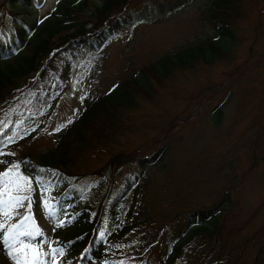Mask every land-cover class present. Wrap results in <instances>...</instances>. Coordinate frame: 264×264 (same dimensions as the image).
I'll return each mask as SVG.
<instances>
[{
    "label": "rangeland",
    "instance_id": "374dc122",
    "mask_svg": "<svg viewBox=\"0 0 264 264\" xmlns=\"http://www.w3.org/2000/svg\"><path fill=\"white\" fill-rule=\"evenodd\" d=\"M58 1L31 0L27 13L20 14L32 23L27 39L54 17L51 11ZM139 1L143 0H129L131 4ZM208 2L192 0L171 15L140 24L131 38L122 34L111 40L94 71H90L87 60L76 56L77 64L71 67L65 86L34 134L0 152V173L18 165L16 160L23 155L34 159L37 153L52 148L63 122L81 107V95L100 94L132 75L141 78L143 64L211 35L205 16ZM239 7L243 12L233 24L234 36L222 58L199 61L173 71L160 82L151 81L148 93H135V107L121 116L104 144L84 148L69 166L82 174L81 182L86 185L95 178L91 171L104 164L110 151L140 154L164 144L161 161L147 168L134 200L127 203L130 219L140 217L144 224L128 235H113L98 255L88 248L72 249L64 258L57 245L49 243L59 240L46 213L53 187L50 177L31 176L18 167L14 172L28 179L30 191L17 192L9 185L12 198L27 197L10 209V218L3 215L4 206L0 205V223L5 224L0 229V264H15V257L9 255L11 249L3 243L4 232L12 224L18 225L13 247L26 245L37 251L38 258L29 255L31 264H112L113 259L124 260L141 249L144 242L142 256L131 258L140 264H160L164 255L163 264H198L200 256L204 262L199 264L251 262L258 248L264 246V0H240ZM12 17L7 5L2 6L0 22L4 29L0 28V35L7 34ZM29 47L28 43L17 47L7 61ZM61 59L55 60L56 69L61 67ZM34 73L21 77L17 88L0 104V128L8 124L11 113L19 112L20 101L43 89L42 80L27 82L33 80ZM217 104L221 114L214 107ZM135 169L136 165L129 163L113 172L114 186L123 173ZM103 190L92 186L87 191L97 199ZM3 193L4 183L0 182V199L14 204V199ZM212 203H217L215 219L220 221L215 231L201 233L199 226L195 233L191 227L185 228L183 210ZM25 217L30 219L25 221ZM138 228H144L143 236H139ZM152 231L156 235L147 238ZM23 232L32 235H19ZM172 242L177 249H169ZM206 244L210 250L207 256ZM53 249L58 252L54 254ZM180 251L183 260L178 259ZM259 257V264H264V251Z\"/></svg>",
    "mask_w": 264,
    "mask_h": 264
},
{
    "label": "trees",
    "instance_id": "16d2710c",
    "mask_svg": "<svg viewBox=\"0 0 264 264\" xmlns=\"http://www.w3.org/2000/svg\"><path fill=\"white\" fill-rule=\"evenodd\" d=\"M191 1L143 0L131 4L129 0H101L99 3L80 0L74 4L72 0H59L55 10L51 11L54 17L46 20L38 33L27 39L32 23L20 14L27 13L31 0H0V9L7 5L13 16L10 30L0 37V104L19 85L21 77L26 78L35 72L36 77L27 82L43 81V89L32 92L21 101L18 105L19 112L12 114L8 125L0 128V151L27 140L34 134L49 105L55 101L58 91L65 86L71 67L77 64L76 56L87 60L90 71H94L104 47L111 40L122 34L131 38L140 24L171 15ZM239 6L240 0H209L205 16L211 35L164 52L153 61L143 64L139 69L142 79L132 75L114 83L100 94L81 95V107L62 124L52 148L37 153L34 159L23 155L26 157L16 160L21 170L22 161H25L30 174L42 176L46 172L50 176L53 187L50 190L51 204L48 213L57 226L56 235L60 236L62 244L65 242L66 252H70L72 241L77 239L72 245L75 246L74 250L86 247L97 254L100 252L97 246L100 240L105 242L113 235L130 234L144 224L140 217L130 219L128 205L134 200L147 168L158 165L161 161L164 144L140 154L132 150L110 151L104 164L91 171L95 178L86 185L81 182L80 172L69 169L74 156L95 143L104 144L105 138L118 125L121 116L135 107V93H148L150 90L147 85L151 81L160 82L173 71L190 68L199 61L209 63L222 58L234 36L233 24L243 12ZM89 23V26H85ZM3 26V22H0V28L4 29ZM27 43L30 47L26 52L7 61L16 54L17 47H23ZM58 57L62 58L61 67L56 69L55 60ZM214 107L221 114L219 105ZM129 163L135 164L136 169L123 173L119 184L114 186L113 172ZM92 186L104 188L103 194L97 199L87 191ZM216 214L217 203H212L210 206L183 210L181 219L185 228L191 227L196 233V228L200 226L203 228L201 233H207L215 231L220 225V221L215 219ZM102 219L105 222L101 232L103 236L97 231ZM139 229V236H143L144 228ZM147 235V238L154 237L156 232L152 231ZM141 245L142 248L138 249L134 257L141 256L146 243ZM177 247H173L172 242L169 249ZM203 247L207 256L210 250L207 244ZM263 251L264 246L259 247L249 264H259V255ZM178 256V259L183 260L182 251ZM203 259L200 256L199 263L204 262ZM164 260L165 255L160 264ZM223 262L220 260L219 264ZM112 264L135 262L114 259Z\"/></svg>",
    "mask_w": 264,
    "mask_h": 264
},
{
    "label": "snow or ice",
    "instance_id": "6c2138e0",
    "mask_svg": "<svg viewBox=\"0 0 264 264\" xmlns=\"http://www.w3.org/2000/svg\"><path fill=\"white\" fill-rule=\"evenodd\" d=\"M71 121H69L70 123ZM18 165H12L11 168H9L7 171L0 173V182L4 183V193L3 195H8L10 198H12L11 191L9 189V185H11L17 192L21 191H30V182L27 178L18 175V173H15L14 170L17 169ZM14 204H9L8 201L0 199V205L4 206L3 215L7 218H10V209L14 206H19L22 203L23 199H27V197H20L16 196L14 198ZM47 206V203H46ZM30 217H25L24 220H28ZM5 224L0 223V229H4ZM17 228L18 225L12 224L7 227V230L4 232L3 235V243L8 245L11 251L9 252V255H12L15 257V264H31L29 261V255L31 254L33 258H38L37 251L35 249L29 250L26 245H21L19 248H14L11 241L16 239L17 236ZM39 234V233H37ZM19 235H32L30 232H23L19 233ZM101 236L103 234L101 233ZM57 249H53V253H57ZM59 254L62 255V252Z\"/></svg>",
    "mask_w": 264,
    "mask_h": 264
}]
</instances>
